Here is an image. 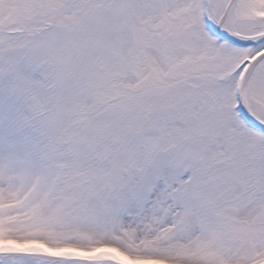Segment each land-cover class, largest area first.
I'll use <instances>...</instances> for the list:
<instances>
[{"label": "snow or ice", "instance_id": "1", "mask_svg": "<svg viewBox=\"0 0 264 264\" xmlns=\"http://www.w3.org/2000/svg\"><path fill=\"white\" fill-rule=\"evenodd\" d=\"M0 264H264V0H0Z\"/></svg>", "mask_w": 264, "mask_h": 264}]
</instances>
